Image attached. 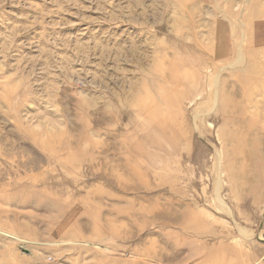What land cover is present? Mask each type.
Masks as SVG:
<instances>
[{
    "label": "rangeland",
    "instance_id": "1",
    "mask_svg": "<svg viewBox=\"0 0 264 264\" xmlns=\"http://www.w3.org/2000/svg\"><path fill=\"white\" fill-rule=\"evenodd\" d=\"M250 21L264 0H0V264H264Z\"/></svg>",
    "mask_w": 264,
    "mask_h": 264
},
{
    "label": "crops",
    "instance_id": "2",
    "mask_svg": "<svg viewBox=\"0 0 264 264\" xmlns=\"http://www.w3.org/2000/svg\"><path fill=\"white\" fill-rule=\"evenodd\" d=\"M232 28H234L235 30L237 29L236 25H233ZM246 30V36H245V41L247 43V46H250V48L252 49L257 43H261V45H264V23H255L250 21V24H246L245 27ZM258 28V30H257ZM260 32V33H259ZM258 33L262 36L260 39H258ZM260 40V42H259ZM238 42L237 39V35L236 37L232 36V33L228 39V41H224L225 44L228 45V48L226 49V51H220L219 55L225 56V55H230V57H235V58H242L241 55H237V47H236V43ZM250 56V55H249ZM253 55H251L252 57ZM251 59V58H250ZM264 66V65H263ZM264 68V67H263Z\"/></svg>",
    "mask_w": 264,
    "mask_h": 264
},
{
    "label": "bare ground",
    "instance_id": "3",
    "mask_svg": "<svg viewBox=\"0 0 264 264\" xmlns=\"http://www.w3.org/2000/svg\"><path fill=\"white\" fill-rule=\"evenodd\" d=\"M173 68H174V64L171 63L170 64V69H173ZM178 79L176 80L173 77H169V79L167 80L166 84L164 85L165 88L167 87L168 84H171V85H177L178 84L179 85V84H181L183 82L180 78H178ZM171 94H175V97L178 99V96L176 95V93H171ZM170 98H171V96H170Z\"/></svg>",
    "mask_w": 264,
    "mask_h": 264
}]
</instances>
